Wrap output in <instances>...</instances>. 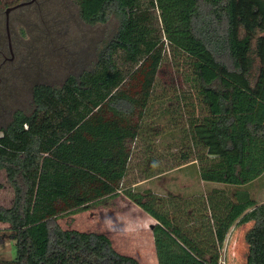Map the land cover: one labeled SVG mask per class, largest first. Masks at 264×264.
I'll return each instance as SVG.
<instances>
[{"label":"trees","instance_id":"1","mask_svg":"<svg viewBox=\"0 0 264 264\" xmlns=\"http://www.w3.org/2000/svg\"><path fill=\"white\" fill-rule=\"evenodd\" d=\"M74 2L85 23L115 14L119 26L91 68L36 84L33 110L0 127L13 190L0 205V244L16 251L0 264H140L104 233L50 223L118 194L159 222L158 264H220L230 228L248 222L245 263L264 264V202L246 189L264 173V0ZM167 59L179 76L173 92L158 81ZM189 162L222 187L190 198L133 188Z\"/></svg>","mask_w":264,"mask_h":264},{"label":"rangeland","instance_id":"2","mask_svg":"<svg viewBox=\"0 0 264 264\" xmlns=\"http://www.w3.org/2000/svg\"><path fill=\"white\" fill-rule=\"evenodd\" d=\"M37 1L38 8L34 4L24 5L12 14V17L17 14V27L12 22L11 29L17 30V45L24 51V57L16 77L11 80L13 92L0 94V127L10 122L14 111L28 114L33 110L32 89L36 84L60 86L68 75H78L91 68L98 52L119 26L120 19L115 14L104 23H85L74 0ZM0 25L3 29L2 8ZM178 77L175 64L164 60L158 70L160 87L171 92L177 90ZM195 132L207 139L210 154L217 152V145L207 130L197 126ZM163 148L164 144L161 152H165ZM214 187L222 185L202 180L190 162L133 185L136 191L150 189L158 195L189 198ZM246 189L258 203L264 202V173ZM12 199L13 190L5 171L0 169V205L9 207ZM50 223L63 229L104 233L118 252L135 257L140 264H158L153 228L159 222L123 194L105 197L78 212L59 215ZM251 225L248 222L230 228L220 250V264H246L244 234ZM7 226L0 222V229ZM15 255L14 241L0 244V259H13Z\"/></svg>","mask_w":264,"mask_h":264},{"label":"flooded vegetation","instance_id":"3","mask_svg":"<svg viewBox=\"0 0 264 264\" xmlns=\"http://www.w3.org/2000/svg\"><path fill=\"white\" fill-rule=\"evenodd\" d=\"M16 3L1 6L4 13V9L11 7ZM34 4L38 8V1L34 0L30 4ZM17 10V8L12 9L9 12V26L8 30L5 26V14H4V26L0 25V94H9L13 92L14 87L12 86L11 80L17 75V69L20 67L23 61L22 48L17 45V30L11 29V24L13 22L15 28L17 27V14L12 17V14Z\"/></svg>","mask_w":264,"mask_h":264},{"label":"water","instance_id":"4","mask_svg":"<svg viewBox=\"0 0 264 264\" xmlns=\"http://www.w3.org/2000/svg\"><path fill=\"white\" fill-rule=\"evenodd\" d=\"M34 0H22L18 3H16L15 5L11 6V7H7L4 9V14H5V26L8 30V26H9V12L14 9V8H19L22 7L24 5L30 4L31 2H33Z\"/></svg>","mask_w":264,"mask_h":264}]
</instances>
